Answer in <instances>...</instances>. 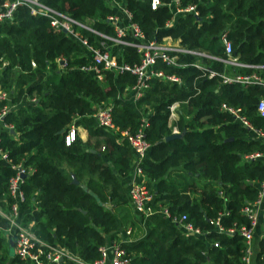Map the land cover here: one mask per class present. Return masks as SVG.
<instances>
[{"label": "trees", "instance_id": "1", "mask_svg": "<svg viewBox=\"0 0 264 264\" xmlns=\"http://www.w3.org/2000/svg\"><path fill=\"white\" fill-rule=\"evenodd\" d=\"M38 1L88 23L100 34L77 25L74 29L101 50L103 41L117 63L139 62L136 47L101 36L114 37L106 17L118 12L116 7L104 0ZM158 1L154 8L150 0L121 3L145 39L161 42L168 37L207 56L178 52L176 65L157 58L152 68L173 73L180 82L151 76L134 100L124 94L136 82L134 73L100 69L98 79L80 69L89 63V51L53 27L47 16L21 4L10 19L0 21V90L9 93L13 104L3 116L11 129L0 127L5 154L0 156V206L7 208L13 201L7 183L22 165L27 171L19 184L23 223L46 243L91 263L107 234L120 226H140L142 216L131 212L119 176L129 172L133 157L120 132H134L142 124L149 148L138 165L153 201L168 216L152 213L144 235L123 244L128 264H245L243 238L228 229L248 225L241 208L256 198L264 178V157L248 155L264 152V141L252 137L226 108L235 109L264 135V116L256 110L264 87L256 81L221 82L219 75L206 76L205 69L254 72L264 79V0H178L179 7L194 5L197 16H173L170 0ZM222 32L231 54L248 66L224 67L216 59L225 56ZM123 38L135 41L129 35ZM37 70L46 72L40 80ZM175 100L180 104L173 125L181 135L165 139L171 133L168 105ZM103 102H110L115 130L98 126L92 115ZM70 125L83 128L86 138L74 130L65 143ZM181 214L199 235L184 233L171 221ZM6 226L0 217V264H24L7 256ZM254 263L264 264V233L257 240ZM58 264L79 263L63 257Z\"/></svg>", "mask_w": 264, "mask_h": 264}, {"label": "built area", "instance_id": "2", "mask_svg": "<svg viewBox=\"0 0 264 264\" xmlns=\"http://www.w3.org/2000/svg\"><path fill=\"white\" fill-rule=\"evenodd\" d=\"M158 3V0H150V6L152 8H154ZM21 4L28 6L30 12L32 13H39L47 16L49 18V23L53 27L61 29L67 35L77 39L80 44L85 46L87 51L90 53V61L87 65L81 66L80 69L93 73L98 79L101 77L100 69L113 71L129 70L130 72L134 73L136 75V82L134 85L129 87L128 90H126V93L130 94L129 98L133 100L141 95L142 89L147 86L146 79H149L151 76L159 77L170 82H180V78L177 75L152 68V65L155 63L157 58H159L165 64L176 65L178 52L194 53L207 56V54L203 51L180 47L176 41H172L168 37H164L161 42H156L152 38L145 39L141 29L136 25V23L130 20V13L123 7V4L118 3L116 0H108V4L116 7L118 10V12L106 17V20L112 24L115 35L114 37L105 35L101 36L116 43H123L136 47L140 57L138 63H117L115 57L109 52V48L105 47L103 41H100L101 46L104 48L102 50L99 47L88 44L87 40L79 34L78 30L74 29V25L88 29L96 34L100 33L85 25L83 22L73 19L66 13H62L51 7H48L40 3L38 0H0V21L10 19L15 7ZM167 6L169 7L173 16L184 12H190L194 16H197V10L194 8V5L179 7L178 0H170L167 3ZM169 21L171 20H168L165 24L168 25L170 23ZM125 35H129L135 39V41L125 40L123 38ZM220 37L225 54L224 58L221 60L226 64L248 66L239 62L237 57L231 54L230 42L226 38L224 32L221 33ZM57 61L60 66H63V60ZM194 65L199 66L197 63H194ZM205 75L208 77L219 75L221 77V82H231L233 80L256 81L261 83L264 87V79H260L254 72H251L247 75H241L236 73H225L224 71L216 72L213 69L206 68ZM179 104L180 102L175 100L168 105L169 120H174L177 117ZM9 108L10 107L7 103L6 92L0 90V127L2 126L6 129H11L10 124L3 122V116L9 110ZM110 109V102H103L97 105L92 115L94 116L98 126L108 130H115V127L111 122ZM226 109L230 111L238 121L251 130L250 132L252 133L253 137L264 141V135L261 133V131L252 128L242 116H239L236 113L235 109ZM256 110L261 116H264L263 98L257 100ZM73 133L74 129L72 126H70L68 133L64 137L65 143H68L73 138ZM171 133H177V128L175 125L171 126ZM120 134L125 137L133 154L131 163L133 175L129 181L127 190L128 202L132 211L136 215H141L143 217L149 216L155 212H159L164 216H168L165 207H161L158 203L153 201L154 195L147 189L142 178L143 176L140 167L138 165V163L147 156V151L149 148V143L144 138L142 124L134 132L121 131ZM0 156H5L4 152L1 150ZM259 156L264 157V152H254L248 155L250 158ZM16 167V173L9 177L7 183V189L13 201L9 204V206H7V208L0 206V217L7 221V226L2 228V232L6 238L10 236L12 237L14 255L21 259L24 264H58L63 257L70 258L79 264H83L73 255H70L64 248L56 244L46 243L45 241L41 240L30 229L29 224L23 223L22 211L20 210L19 206L20 201L23 199V195L19 189V184L23 178L21 175H25L27 171L22 165H17ZM263 195L264 178L258 182V192L256 198L241 208V212L248 219V225H238L228 229V232L235 231L243 238L244 247L242 250L243 252L241 259L244 261V263L248 262L249 256L251 254L252 229L258 220L257 211L261 204ZM184 218L185 215L181 214L177 218H172L171 221L178 224L184 233L199 235V230L194 228L189 222L183 221ZM261 220L264 222L263 212L261 214ZM130 231L131 228L127 227L123 232L129 235ZM127 242H129L128 237H120L114 239L113 241L100 244L97 247L98 257L89 264H128L130 257L123 247V244Z\"/></svg>", "mask_w": 264, "mask_h": 264}, {"label": "crops", "instance_id": "3", "mask_svg": "<svg viewBox=\"0 0 264 264\" xmlns=\"http://www.w3.org/2000/svg\"><path fill=\"white\" fill-rule=\"evenodd\" d=\"M104 2H105V4H107L108 6H111V5H109L108 4V0H104ZM173 41H176V40H173ZM176 43H177V41H176ZM224 52V51H223ZM225 55V54H224ZM223 58V57H222ZM222 58H216V59H218V60H220V61H222L221 59ZM223 62V61H222ZM224 63V67H225V62H223ZM222 71H224V70H222ZM225 72V71H224ZM45 71H42V70H37V72H36V79L37 80H40V79H42L43 77H44V75H45ZM225 73H233V72H225ZM127 93L125 92V95H126ZM6 98H7V103H8V105H9V107L11 108V107H13V104L12 103H10L9 102V93H7L6 92ZM34 98H31V100H33ZM23 101H27L28 99L27 98H24L23 97V99H22ZM178 114V113H177ZM178 117V116H177ZM177 117L174 119V120H169L168 119V124L170 125L171 124V126H173V123H174V121L177 119ZM70 126H72L73 127V129L75 130V131H77V133H78V135H79V137L81 138V139H85L86 138V133H85V130L83 129V128H81V127H79V126H73V125H70ZM249 131H251L250 129H249ZM177 133H179L178 132V130H177ZM250 134H251V136L253 137V135H252V133L250 132ZM254 138H256V137H254ZM132 169H131V166H130V169H129V172L126 174V175H124V176H119V180H120V183H121V186H122V188H123V191L125 192V193H127V190H128V185H129V181H130V179H131V177H132ZM143 178V181L145 180V178L144 177H142ZM73 179H75L74 177H72V180ZM148 189V188H147ZM149 190V189H148ZM151 192V191H150ZM152 193V192H151ZM153 194V193H152ZM129 206H130V204H129ZM263 206H264V195H263V198H262V201H261V204H260V206H259V209H258V211H257V214H258V220H257V223H256V225L253 227V229H252V239H251V254H250V256H249V259H248V262L247 263H245V264H255L254 263V253H255V251H256V247H257V240H258V238L264 233V222L261 220V214H262V210H263ZM30 207H32V206H30ZM130 210H131V212L133 213V214H135L133 211H132V209H131V206H130ZM22 213H24L23 211H22ZM148 217L149 216H147V217H145V218H147V221H146V225H145V227H143V233L141 234V235H137V236H134L132 233H130L129 235H127V234H125L123 231H124V229L125 228H127V227H130V226H125V227H123V226H120V227H118L116 230H113V231H111L109 234H107L106 236H105V243H107V242H110V241H113L114 240V237L115 236H117V238H120V237H128V241L129 242H127V244L128 243H132V242H134V241H136L138 238H140V237H142L143 235H144V233H145V231H146V228H147V224H148ZM143 226V225H142ZM131 228V227H130ZM131 232V231H130ZM112 235V237L113 238H109L110 236ZM116 238V239H117ZM130 238H131V240H130ZM8 239V237L6 238V240ZM126 244V243H125ZM9 258H11V257H9Z\"/></svg>", "mask_w": 264, "mask_h": 264}, {"label": "rangeland", "instance_id": "4", "mask_svg": "<svg viewBox=\"0 0 264 264\" xmlns=\"http://www.w3.org/2000/svg\"><path fill=\"white\" fill-rule=\"evenodd\" d=\"M118 3H121V1L122 0H116ZM85 25H89L88 23H85V22H83ZM130 96V94L129 93H127L126 95H125V97L126 98H128ZM141 216V215H140ZM147 217V216H146ZM140 219V226H134V227H131V232L130 233H132L134 236H137V235H141L142 233H143V227H145V225H146V221H147V218H145V217H140L139 218ZM143 225V226H142ZM129 233V234H130ZM109 238H113L112 237V235L109 237ZM117 238V236H115L114 237V239H116ZM130 240H131V238H130ZM11 251H12V249H11ZM7 256L8 257H10V255H8V252H7Z\"/></svg>", "mask_w": 264, "mask_h": 264}, {"label": "water", "instance_id": "5", "mask_svg": "<svg viewBox=\"0 0 264 264\" xmlns=\"http://www.w3.org/2000/svg\"><path fill=\"white\" fill-rule=\"evenodd\" d=\"M180 135H181L180 133H170L169 135H167L165 137V139H168V138H171V137L180 136ZM21 176L23 177L24 175H21ZM72 182H76V180L73 179ZM7 249H8L7 250L8 255H10V257H12L14 255V253H13V241H12V237L11 236L8 237V239H7ZM11 249H12V251H11Z\"/></svg>", "mask_w": 264, "mask_h": 264}]
</instances>
